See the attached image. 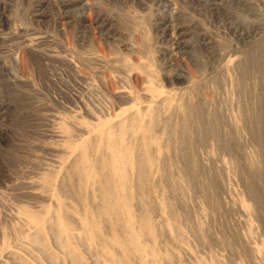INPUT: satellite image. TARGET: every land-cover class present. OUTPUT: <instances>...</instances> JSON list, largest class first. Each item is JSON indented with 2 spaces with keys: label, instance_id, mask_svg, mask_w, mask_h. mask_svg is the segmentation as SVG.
Wrapping results in <instances>:
<instances>
[{
  "label": "rangeland",
  "instance_id": "1",
  "mask_svg": "<svg viewBox=\"0 0 264 264\" xmlns=\"http://www.w3.org/2000/svg\"><path fill=\"white\" fill-rule=\"evenodd\" d=\"M264 0H0V264H264Z\"/></svg>",
  "mask_w": 264,
  "mask_h": 264
},
{
  "label": "bare ground",
  "instance_id": "2",
  "mask_svg": "<svg viewBox=\"0 0 264 264\" xmlns=\"http://www.w3.org/2000/svg\"><path fill=\"white\" fill-rule=\"evenodd\" d=\"M263 52H264V50H263ZM264 54V53H263Z\"/></svg>",
  "mask_w": 264,
  "mask_h": 264
}]
</instances>
